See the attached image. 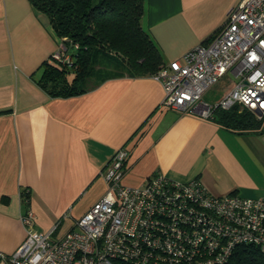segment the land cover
<instances>
[{
	"label": "crops",
	"instance_id": "1",
	"mask_svg": "<svg viewBox=\"0 0 264 264\" xmlns=\"http://www.w3.org/2000/svg\"><path fill=\"white\" fill-rule=\"evenodd\" d=\"M239 1L144 0L141 25L168 64L209 40ZM58 49L46 17L28 0H0V252L14 251L25 237L22 188L30 193L35 232L58 222L61 236L105 194L100 172L121 147L128 153L125 185L159 172L198 178L217 196L264 197V131L234 133L165 108L152 75L118 76L88 92L51 97L37 80ZM227 85L226 76L217 85L222 94Z\"/></svg>",
	"mask_w": 264,
	"mask_h": 264
},
{
	"label": "built area",
	"instance_id": "2",
	"mask_svg": "<svg viewBox=\"0 0 264 264\" xmlns=\"http://www.w3.org/2000/svg\"><path fill=\"white\" fill-rule=\"evenodd\" d=\"M64 46L49 61L69 63ZM218 100L205 99L222 78ZM163 88L161 105L210 119L217 108L239 105L264 115V0H240L206 42L162 65L152 75ZM127 150L117 149L100 172L105 194L56 235L35 232L29 208L21 215L25 237L0 264H227L236 248L264 252V197L211 194L198 178L179 181L155 173L139 186L121 182Z\"/></svg>",
	"mask_w": 264,
	"mask_h": 264
},
{
	"label": "trees",
	"instance_id": "3",
	"mask_svg": "<svg viewBox=\"0 0 264 264\" xmlns=\"http://www.w3.org/2000/svg\"><path fill=\"white\" fill-rule=\"evenodd\" d=\"M144 0H28L44 15L64 46L69 63L46 60L39 86L51 97L88 92L118 76H151L164 65L162 51L141 25ZM208 41V40H207ZM239 105L217 108L210 119L234 133L264 131V115ZM23 211L30 208V193L20 191ZM114 264H123L114 260ZM227 264H264V252L244 244Z\"/></svg>",
	"mask_w": 264,
	"mask_h": 264
},
{
	"label": "rangeland",
	"instance_id": "4",
	"mask_svg": "<svg viewBox=\"0 0 264 264\" xmlns=\"http://www.w3.org/2000/svg\"><path fill=\"white\" fill-rule=\"evenodd\" d=\"M222 92V90H219V87H214L208 92L207 97L213 99L212 97L214 96L215 99L217 98L216 100H218L221 97ZM257 117L260 118L259 116Z\"/></svg>",
	"mask_w": 264,
	"mask_h": 264
},
{
	"label": "water",
	"instance_id": "5",
	"mask_svg": "<svg viewBox=\"0 0 264 264\" xmlns=\"http://www.w3.org/2000/svg\"><path fill=\"white\" fill-rule=\"evenodd\" d=\"M258 116H260L261 115V112L260 111H258V110H255L254 111Z\"/></svg>",
	"mask_w": 264,
	"mask_h": 264
}]
</instances>
